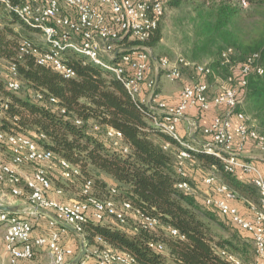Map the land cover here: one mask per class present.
Wrapping results in <instances>:
<instances>
[{
    "label": "built area",
    "instance_id": "obj_1",
    "mask_svg": "<svg viewBox=\"0 0 264 264\" xmlns=\"http://www.w3.org/2000/svg\"><path fill=\"white\" fill-rule=\"evenodd\" d=\"M168 0H0V22L4 14L15 16L25 27L39 33L45 40L46 48L41 49L31 40L22 38L16 48V60L32 57L38 66L49 67L63 78L75 76L74 72L62 61V52L71 49L94 65L100 67L118 80L128 94L153 112L152 125L170 137L173 143L164 142L163 150L172 151L175 156V173L180 179L175 187L185 193H193L187 173V163L192 162L191 152L199 150L217 158L223 171L229 175L242 173L248 176V183L258 192V204L254 205L250 217L243 216L236 206L235 194L226 184L218 181L215 174L202 179V203L216 211L232 226L245 233L252 243L255 259L245 263L234 254L218 250L228 264H264V175L251 161L243 158L247 148L264 154V131L256 130L249 117L239 108L244 101V88L252 75H262L263 68L259 53L249 55L242 63L232 65V49L221 54V63L228 66L229 72L221 81L217 93L210 98V85L206 78L212 74L207 64L195 63L182 56L170 59L155 56L151 49L144 46L160 25ZM245 8L246 1L240 0ZM185 71L192 77L184 80L176 105L156 101L157 82L152 73L156 72L170 82H180ZM8 91L17 93L21 89L16 65L7 66ZM37 100L42 95L37 94ZM48 103L57 105L58 101L49 98ZM9 101L0 97V183L5 184L8 192L0 190V207H5L9 197L24 198L32 209L31 216L49 211L48 234L32 238L33 223L27 218L10 212H0L2 243L7 256L0 264H18L30 261L36 249L47 248L50 253L49 264H70L75 253L64 248L59 240L65 227L82 235L83 225L92 219L103 223L112 219L124 224L132 206L127 201L115 199L117 191L113 187L105 198L93 194V181L87 180L80 186V199L64 203L51 199V191L61 195L62 189L53 187L47 164L57 166V177L69 181L79 176L78 167L57 157L54 153L40 147L33 139L21 134H12L1 129V119L8 109ZM211 108L221 111L202 129L209 140L198 147L186 143L177 132V127L188 110L198 113L208 112ZM61 114L65 110L60 109ZM80 125V121H75ZM98 131V126L93 127ZM105 138L114 148L127 153L119 131L106 127ZM39 138H44L39 135ZM31 167V174L23 179L18 169ZM52 166V165H51ZM140 226L153 230L158 224L156 219L147 218L134 211ZM64 225V227L62 226ZM171 236H179L178 231L168 229ZM83 236V235H82ZM180 238H183L180 236ZM155 252L165 251L161 243H149ZM92 257L95 264H137L127 254L118 253L109 247L97 249L82 257L78 264H85ZM86 259V260H85Z\"/></svg>",
    "mask_w": 264,
    "mask_h": 264
},
{
    "label": "trees",
    "instance_id": "obj_2",
    "mask_svg": "<svg viewBox=\"0 0 264 264\" xmlns=\"http://www.w3.org/2000/svg\"><path fill=\"white\" fill-rule=\"evenodd\" d=\"M245 1L243 8L240 0H191L190 33L185 34L190 59H186L202 64L195 59L212 58L206 62L212 71L206 82L211 84L217 79L222 81L229 72L220 60L224 50L232 49L230 62L234 66L259 53L263 74L248 78L239 111L255 123L252 126L256 130L264 131V0ZM181 4L182 0H168L166 10ZM18 23L25 27L13 15L2 17L0 62L7 66L14 63L21 86L32 94L17 97L5 87L7 76L0 79V97L9 101L1 129L30 137L40 147L78 167L76 179L82 183L92 180L97 198L107 197L114 187L115 199L132 206L124 224L112 219L103 223L89 219L82 232L86 245L109 247L129 255L137 264H228L218 250L228 251L245 263L253 262L255 254L249 237L197 202L194 193L175 187L180 179L175 173L174 152L163 150L164 142L174 141L152 125L153 112L134 100L109 73L71 49L62 52V61L75 74L69 79L49 67L38 66L32 57L17 61L16 48L22 37L11 26ZM161 37L159 25L144 46L156 47ZM185 73L192 77L190 71ZM37 94L42 95V100L36 99ZM49 98L58 104H49ZM60 109L65 110L64 114ZM76 120L81 124L77 125ZM94 126L99 130L94 131ZM106 127L121 133L127 153L110 145L105 138ZM40 134L44 138H39ZM190 154L199 168L218 173L220 182L235 194V200L257 206L258 192L252 184L240 181L237 174L225 173L221 162L210 154L199 149ZM93 172L108 177L113 184L108 186ZM134 211L156 219L155 229L142 228ZM223 222L238 232L231 239L216 235L212 229L226 228ZM168 229L178 231L179 236H171ZM151 242L161 243L165 251L151 250Z\"/></svg>",
    "mask_w": 264,
    "mask_h": 264
},
{
    "label": "crops",
    "instance_id": "obj_3",
    "mask_svg": "<svg viewBox=\"0 0 264 264\" xmlns=\"http://www.w3.org/2000/svg\"><path fill=\"white\" fill-rule=\"evenodd\" d=\"M42 42H43L42 45H37V44L36 45L40 47L41 49H44L46 48L45 40L43 39ZM152 74L155 77L157 86H158L156 90V101L158 100V101H163L169 105H176V103L178 102V96H179L181 87L180 86L178 87L176 85L174 86L166 85L165 86L163 85V82L160 81V76H161L160 74L156 72ZM184 80L186 81L189 80V77L185 73H184V77L182 81H180L181 86ZM220 83L221 81L217 79L215 80L214 83L209 84L211 87L210 92H209L210 98H212L217 93L220 87ZM213 84L217 85L216 91H213ZM220 113L221 111L215 108H211L208 112L201 113V114L194 110H188L185 113L182 120L180 121V123L178 124L177 132L179 136L182 137L183 139L185 135H187L189 139L188 141H190V143L194 145L195 147H198L203 142L209 140L207 136H204L202 134V129L207 127L211 123L212 119L217 114H220ZM254 151L256 150L252 149V147H249L244 153H242V156L245 160L253 162L264 175V157L256 154ZM46 166L47 168H49L51 179L53 180L54 178L57 180L58 170L52 167L50 164H47ZM186 168H187L188 177L192 185L194 186L193 193L195 195V199L200 204H203L202 203V194H203L202 179L208 174H215V176H217L218 181H221L220 177L216 171L203 170L199 168L198 165L190 161L187 163ZM18 173L23 179H26L31 174V167L29 166L19 167ZM99 176L107 183L108 186L113 184V182L108 177L103 176V175H99ZM237 178L242 182H248V179H249L248 176H245L240 172L237 173ZM53 187L55 188V186ZM0 190L5 193L8 192V188L6 187L5 184H2V183H0ZM95 194L97 197L99 196L97 192ZM74 195L75 196L73 199L71 198L69 200H66L65 198H63V191L61 195H55V193L51 191L48 196L51 199H56L64 203H71L73 201L80 199L79 195L77 194H74ZM76 195L78 197H76ZM101 197L103 196H100V198ZM232 205L236 206L239 212L245 217H250L253 212V208H254V205H252L249 202H246L245 204L244 202H238L237 200L233 201ZM5 207H11L13 209L12 211L13 214L19 217H22V218H27L30 221H32L33 223V229L31 233L32 238H36V237H40V236L48 234V217L53 216L51 212L41 211L36 216H31L30 212L32 209L29 207V205L24 200V198L9 197ZM110 224H113V223H110ZM62 226L64 227V225ZM241 234H243L244 237L247 236L245 233H242V231H241ZM59 242L64 248L71 249L75 253V256H77L78 252L81 251L82 245L84 246L86 254L91 253L93 250L92 246L86 245L83 239V236L74 232L71 227H65V233L60 237ZM6 259H7V256L5 254L4 246L2 243V228H0V261H5ZM86 259L87 261L85 262V264H95V260L92 257H87ZM50 260H51L50 253L48 252L47 248L44 247V248L35 250V255L32 260L19 261L18 264H49Z\"/></svg>",
    "mask_w": 264,
    "mask_h": 264
},
{
    "label": "rangeland",
    "instance_id": "obj_4",
    "mask_svg": "<svg viewBox=\"0 0 264 264\" xmlns=\"http://www.w3.org/2000/svg\"><path fill=\"white\" fill-rule=\"evenodd\" d=\"M190 1L191 0H182L181 6L178 8H175V9L169 8V7L167 8L165 15H164V17L161 21V24H160L161 33H162L161 40H160L159 44L156 47L151 48V51H150L156 58H158L160 56H166L170 59H174L177 56H182L185 58L190 57V56H188V54H186V52L188 51V48H190V45L185 40V34L190 33V26H189V21H188L190 15H191ZM2 17H4V15ZM2 17H1V20H2ZM0 27H2L1 24H0ZM11 27L14 29L15 33L20 35V37L27 38L37 45L43 44V42H42L43 38L39 33L30 31L29 29H26L25 27H23L19 23L14 24ZM20 37H18V39ZM195 60L196 61H202L203 62L202 64H206V62H210L212 60V58L204 57L201 60H198V59H195ZM7 73H8L7 72V65L5 63L0 62V79L6 77L8 75ZM185 74H187V73H185ZM190 75H192V74H190ZM160 81L163 82V85H165V86L166 85L167 86L176 85L178 87L179 86L181 87L180 82H174V83L170 82V81L166 80L164 78V76H162V75L160 76ZM216 86H217L216 84H213V91H216ZM29 94L31 95L32 92L26 86L22 85L21 90L16 93V96L23 98L24 96H30ZM0 96H2V95H0ZM250 124L255 126L254 122L253 123L251 122ZM183 140L186 143L191 144L190 141H188L189 139H188L187 135H185ZM254 152L256 154L264 157V154H262L258 151H254ZM51 165H52V167L57 168V166L54 162ZM93 173L95 176H99V174L97 172H93ZM52 184L55 187L61 188L63 191V198H65L66 200H69L71 198L72 199L74 198V196H75L74 194L79 195V190H80V186L82 184V180H80L78 178L77 179L73 178L69 181H63L59 178H57V180L53 178ZM120 192H121V190L119 189V193ZM77 195H76V197H78ZM212 229L216 233V235H218L224 239H231L232 235H236L238 233L235 228L228 226V225H226V228L225 227L219 228L217 226H212ZM246 242L248 243L247 240H246Z\"/></svg>",
    "mask_w": 264,
    "mask_h": 264
},
{
    "label": "water",
    "instance_id": "obj_5",
    "mask_svg": "<svg viewBox=\"0 0 264 264\" xmlns=\"http://www.w3.org/2000/svg\"><path fill=\"white\" fill-rule=\"evenodd\" d=\"M13 209L11 207H0V212H10L12 213ZM13 214V213H12ZM85 255V249L84 246H81V251L77 254L75 259L70 264H78L82 257Z\"/></svg>",
    "mask_w": 264,
    "mask_h": 264
}]
</instances>
